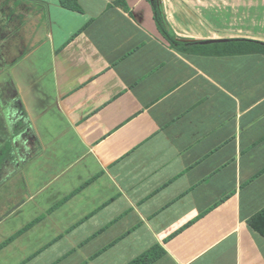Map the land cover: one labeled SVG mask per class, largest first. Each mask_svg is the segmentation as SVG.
<instances>
[{"label":"crops","instance_id":"crops-1","mask_svg":"<svg viewBox=\"0 0 264 264\" xmlns=\"http://www.w3.org/2000/svg\"><path fill=\"white\" fill-rule=\"evenodd\" d=\"M77 3L0 0V77L43 49L53 112L26 162L0 133V264H264V55L229 43L264 0Z\"/></svg>","mask_w":264,"mask_h":264},{"label":"rangeland","instance_id":"rangeland-1","mask_svg":"<svg viewBox=\"0 0 264 264\" xmlns=\"http://www.w3.org/2000/svg\"><path fill=\"white\" fill-rule=\"evenodd\" d=\"M42 50L43 49H40L39 53H35L33 56L29 57L28 61L26 58L16 63H5L8 68L12 70V74L8 73L0 77V121L2 123V127L0 126V133L5 129V135L7 136L10 132L13 133L18 129L20 133L24 135L22 142L19 143L20 149L26 152L22 153L24 156L22 162L30 160L41 149L40 142L38 143L34 129H38L43 135L44 132L46 133L49 129L53 128L52 108H50L45 101L42 102V100L39 101L41 104L39 105L35 99V91L33 88H30L36 85L38 80L39 86H42L41 88L44 87L42 90L40 89L41 91L45 92L47 86V77L44 75V78L41 76L36 78L34 74L31 73L30 67V64L32 65V63L39 61L41 62L40 64L43 65L44 70L47 69V60L42 56ZM15 70H20L17 76H15ZM44 73L46 74V72ZM18 120L23 121L22 126L15 125ZM6 123L8 125L4 126ZM7 144L8 143H6V145ZM11 163L13 165L16 164L15 160H12Z\"/></svg>","mask_w":264,"mask_h":264},{"label":"trees","instance_id":"trees-1","mask_svg":"<svg viewBox=\"0 0 264 264\" xmlns=\"http://www.w3.org/2000/svg\"><path fill=\"white\" fill-rule=\"evenodd\" d=\"M59 2H60V5L65 9L73 10V11H80V7L77 3V0H59ZM154 10H155V19H156L157 26H158L160 33L166 39H168L172 44L176 46L177 43L175 42L174 38L169 34V32L166 30L164 26V23L159 14L156 3H154ZM229 43L231 45L230 47L232 49L231 50L232 53L234 52V49L238 48V47L237 48H234V47H236L237 45H240V49L238 48L239 50H237L236 52L239 51L240 53H258V54L264 55V43L262 42L241 40V41H230ZM10 144L11 143L8 142L7 144L8 148ZM249 226L254 232L264 236V211H262L260 214L255 216L253 219H251L249 221ZM155 259H156V256L153 257L151 256V254H146L131 264H150Z\"/></svg>","mask_w":264,"mask_h":264}]
</instances>
